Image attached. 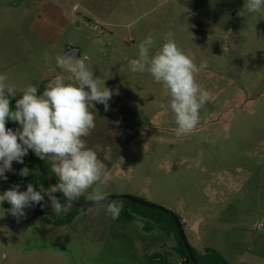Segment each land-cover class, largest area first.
<instances>
[{"label": "rangeland", "instance_id": "374dc122", "mask_svg": "<svg viewBox=\"0 0 264 264\" xmlns=\"http://www.w3.org/2000/svg\"><path fill=\"white\" fill-rule=\"evenodd\" d=\"M246 2L0 0V74L16 96L28 85L42 94L56 57L79 48L78 58L114 90L107 111L90 109L95 128L84 139L111 158L98 152L109 179L87 194L165 207L199 253L264 264V12H247ZM169 31L197 67L206 65L195 75L210 94L196 128L180 137L163 84L129 66L149 34L155 54ZM12 174L0 178V194ZM10 207L0 205V264H182L174 235L135 215L119 221L94 206L56 226L39 210L52 219L65 212L54 213L47 196L20 218Z\"/></svg>", "mask_w": 264, "mask_h": 264}, {"label": "clouds", "instance_id": "9594fccd", "mask_svg": "<svg viewBox=\"0 0 264 264\" xmlns=\"http://www.w3.org/2000/svg\"><path fill=\"white\" fill-rule=\"evenodd\" d=\"M243 7L249 13H261L264 0H247ZM173 36L169 31L166 42L152 54L150 50L155 42L149 34L139 44L138 56L130 60L129 66L133 73L148 72L156 82L163 84L170 96L169 107L175 114L176 136L180 137L196 128L199 111L210 94L197 83L195 75L206 65L197 67L193 58L178 47ZM56 68L61 71L57 73ZM56 68L51 69V78L42 94H38L36 86L28 85L21 98L16 99L14 109L10 106V97L14 98L17 92L6 84V75L0 74V178L7 180L5 173L14 171L13 161L23 164L29 150L41 160L51 157L50 176L54 174L57 178V183L48 188L41 185L39 191L32 183L27 184L26 191H20V185L13 184L0 194V205L7 201L11 205L7 211L17 218L25 215V208L41 204L45 196L54 213L67 212L94 185L109 179L107 165L98 158V152H105L106 161L111 158V150L99 146L89 148L84 137L95 128L96 117L90 109H95V104H103L107 111L114 90L106 87L101 77H95L81 58L58 55ZM9 120L20 127L6 128ZM19 175L26 177L31 171L24 167ZM58 192L63 194L66 203L62 204L54 195ZM86 199L104 207L113 219L118 218L123 209V202L107 200L98 190Z\"/></svg>", "mask_w": 264, "mask_h": 264}, {"label": "trees", "instance_id": "16d2710c", "mask_svg": "<svg viewBox=\"0 0 264 264\" xmlns=\"http://www.w3.org/2000/svg\"><path fill=\"white\" fill-rule=\"evenodd\" d=\"M38 94H41L39 90H38ZM19 98H21V96H15L14 98L10 97V106L13 109L15 108L16 99ZM18 127H20V125H18L13 121L9 120L6 122V128H11L15 130ZM23 160H24L23 164L14 161V169H13L14 171L12 174L11 185L19 184L20 191H26L28 183H32L37 191L40 190L41 185H43L44 188H48L49 185H52L51 182L43 174L40 173L37 163V157L32 150H29L28 154L23 158ZM42 161L45 169L51 173V169L49 165L46 163L45 159ZM24 167H27L31 171V175H28L26 177H22L19 175L20 170ZM52 176L55 179H57L54 176V174H52ZM61 196L63 199L62 193ZM84 201H87V199L86 196L83 195L79 198L78 202H84ZM118 201L123 202V209L119 213L117 220L126 221L131 218V215H135L146 221L152 222L160 230H163L166 234L174 235L177 241V246L175 251L177 254L181 256L182 264H230L229 262L226 261V259L222 256V254L219 251L212 248H206L205 252L201 254L191 246L194 256V259H191L189 257V253L182 239L179 236L177 226L171 210L167 209L164 211L160 209L149 208L126 200H118ZM86 209L87 208H70L67 212L59 215L56 218L54 217L53 219L47 216V214H45V212H43L42 210H39V212L42 214L41 216L42 218H44L43 220H45L48 224L63 226V225L71 224L73 220L77 217V215L85 212ZM24 211L25 214L27 215V211L25 209ZM187 257L189 258L186 260ZM157 258L159 259L160 263L165 262L164 259L162 260V258L159 257Z\"/></svg>", "mask_w": 264, "mask_h": 264}, {"label": "water", "instance_id": "95a60500", "mask_svg": "<svg viewBox=\"0 0 264 264\" xmlns=\"http://www.w3.org/2000/svg\"><path fill=\"white\" fill-rule=\"evenodd\" d=\"M64 54L78 58V57H80V50L77 47H68ZM37 163H38L40 173L43 174L51 182V184L57 183L56 179L52 175L50 176V172L45 169L43 161L39 157H37ZM54 195L60 200V202L62 204L66 203V201H64L62 199L61 193H59V192L54 193ZM106 197H107V200H110V201L126 200V201H130L132 203H136V204H139V205H142L145 207H149V208L160 209V210H164V211L167 210L165 207L158 206V205H155V204L147 202V201H143L141 199H138V198H136L134 196H130V195L106 196ZM94 206H98V205L93 204V202H91L89 200L84 201V202L75 201L71 208H90V207H94ZM171 212H172V215L174 217L179 236L182 239V241H183V243H184V245H185V247L189 253V257L191 259H194L192 248H191V245L189 244V242L187 240L183 224L180 221L177 214L174 213L173 211H171ZM189 257H187L186 260Z\"/></svg>", "mask_w": 264, "mask_h": 264}, {"label": "crops", "instance_id": "0c3cea01", "mask_svg": "<svg viewBox=\"0 0 264 264\" xmlns=\"http://www.w3.org/2000/svg\"><path fill=\"white\" fill-rule=\"evenodd\" d=\"M45 161H46L47 164L50 166V169H52V164H53V160H52V158H51V157H46V158H45ZM84 196H88V194L85 193ZM82 214H84V212H83V213H80L79 215H77V217L82 216ZM77 217H76V218H77ZM76 218H75L74 220H76ZM74 220H73V221H74Z\"/></svg>", "mask_w": 264, "mask_h": 264}]
</instances>
